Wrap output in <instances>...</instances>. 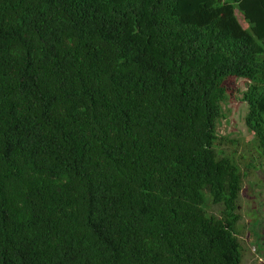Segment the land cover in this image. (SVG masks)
<instances>
[{
	"label": "trees",
	"instance_id": "obj_1",
	"mask_svg": "<svg viewBox=\"0 0 264 264\" xmlns=\"http://www.w3.org/2000/svg\"><path fill=\"white\" fill-rule=\"evenodd\" d=\"M238 80L264 157V0H0V264H242Z\"/></svg>",
	"mask_w": 264,
	"mask_h": 264
},
{
	"label": "rangeland",
	"instance_id": "obj_2",
	"mask_svg": "<svg viewBox=\"0 0 264 264\" xmlns=\"http://www.w3.org/2000/svg\"><path fill=\"white\" fill-rule=\"evenodd\" d=\"M238 19L244 29L249 28L239 14ZM237 85L240 92L231 98L226 118L219 126L220 134L228 137L219 149L233 155L244 174L237 210L240 221L236 226L243 247L242 264H264V157L260 154L255 136L245 125L248 106L241 102L246 88L244 81L238 80ZM206 202L204 209L209 216H222L224 207L212 203L208 193Z\"/></svg>",
	"mask_w": 264,
	"mask_h": 264
},
{
	"label": "built area",
	"instance_id": "obj_3",
	"mask_svg": "<svg viewBox=\"0 0 264 264\" xmlns=\"http://www.w3.org/2000/svg\"><path fill=\"white\" fill-rule=\"evenodd\" d=\"M256 251V250H255Z\"/></svg>",
	"mask_w": 264,
	"mask_h": 264
}]
</instances>
